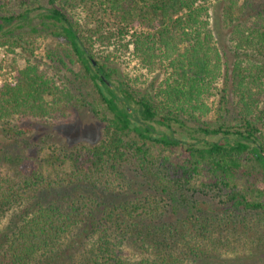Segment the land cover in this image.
<instances>
[{
  "label": "trees",
  "instance_id": "obj_1",
  "mask_svg": "<svg viewBox=\"0 0 264 264\" xmlns=\"http://www.w3.org/2000/svg\"><path fill=\"white\" fill-rule=\"evenodd\" d=\"M223 1L226 56L208 0H50L43 24L93 93L60 74L74 71L59 51L53 74L28 59L0 84V133L36 147L34 124L76 102L105 135L50 146L45 165L1 148L13 178L0 171V264H264V0ZM128 54L147 69L168 62L155 93L112 65ZM224 63L230 86L213 110Z\"/></svg>",
  "mask_w": 264,
  "mask_h": 264
},
{
  "label": "rangeland",
  "instance_id": "obj_2",
  "mask_svg": "<svg viewBox=\"0 0 264 264\" xmlns=\"http://www.w3.org/2000/svg\"><path fill=\"white\" fill-rule=\"evenodd\" d=\"M236 0H228V4H234ZM243 0H237L240 4ZM211 8V28L215 35V44L223 54L230 55L229 51V37L231 36V29L225 24L224 18V6L223 0H208ZM50 0H0V22L1 17L18 15L22 12L29 10L28 17L16 18L10 24H6L0 30V84L5 81L15 83L20 70H22L27 64L28 59L37 60L40 62L41 67L47 68L50 74L57 71L54 62L58 57H63L65 61L73 69V72H69L66 68L59 69L60 74H66L71 79L76 80L77 85L82 89L84 93L92 94L93 91L88 87L87 83L82 76L81 66L77 63H69V59L64 56L63 51L68 48L67 44L60 39L55 38L47 32L44 22L50 24L44 18V12L47 8H50ZM84 13L82 11L77 12L76 17L83 22ZM252 21L249 23L251 24ZM5 33H12L9 41L10 43H4L6 38ZM98 48V47H97ZM49 51L61 53L60 56L52 55V59L47 55ZM96 52V51H95ZM232 61V56L229 57ZM168 62H157L154 68L147 69L138 62L133 56L128 54L124 57L123 61H119L114 65L117 67L120 76L126 79L132 86L140 88L141 90H149L152 93L157 90V87L164 83L170 76L171 69L166 66ZM226 63L223 66L222 77L218 78L213 86V94L209 95L205 102L213 108L218 106V102L221 96V90L226 86L227 89L230 85L229 82L225 84L223 76L225 73ZM228 76L230 74L228 73ZM89 97V96H88ZM215 112L211 111L209 119L215 118ZM35 120L31 117H24L22 121L30 122ZM106 122L92 111L89 107L80 106L79 104L64 105L62 111H56L54 115H51L44 120H39L34 124V130L29 134L27 138L35 142V146H26V143L19 144L17 139L13 141L10 138L6 139L7 135L0 133V171L4 175H8L13 178L12 173L9 172L10 160L4 155V151L7 150V154H11L13 157H32L37 159L36 164L43 163V158L53 152V149H49L50 146H56L57 151H62L65 148H72L82 143H97L102 140L105 135ZM177 136H181L180 129H177ZM21 139V138H19ZM25 142V141H24ZM51 143V144H49ZM49 144V145H48ZM5 147V148H4ZM4 148V151L2 152ZM167 151V150H166ZM169 152H165L166 154ZM171 152V151H170ZM128 161L132 160L131 157L127 158ZM40 159V161H39ZM45 165V163H43ZM127 167V166H126ZM131 168H135V165ZM1 239V237H0ZM1 242V241H0ZM251 245L245 247V250H249ZM264 246H259L256 249L257 254L264 258ZM255 261V258H253ZM257 260V259H256ZM241 264H251L252 261L247 259L242 260Z\"/></svg>",
  "mask_w": 264,
  "mask_h": 264
},
{
  "label": "water",
  "instance_id": "obj_3",
  "mask_svg": "<svg viewBox=\"0 0 264 264\" xmlns=\"http://www.w3.org/2000/svg\"><path fill=\"white\" fill-rule=\"evenodd\" d=\"M94 63H95V61H94Z\"/></svg>",
  "mask_w": 264,
  "mask_h": 264
}]
</instances>
